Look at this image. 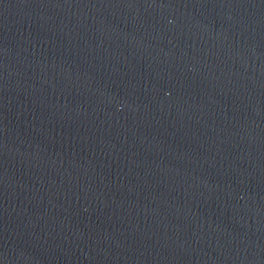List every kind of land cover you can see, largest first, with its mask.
Returning <instances> with one entry per match:
<instances>
[{
  "label": "water",
  "instance_id": "95a60500",
  "mask_svg": "<svg viewBox=\"0 0 264 264\" xmlns=\"http://www.w3.org/2000/svg\"><path fill=\"white\" fill-rule=\"evenodd\" d=\"M0 264H264V0H0Z\"/></svg>",
  "mask_w": 264,
  "mask_h": 264
}]
</instances>
